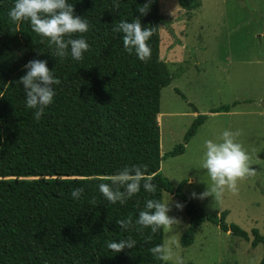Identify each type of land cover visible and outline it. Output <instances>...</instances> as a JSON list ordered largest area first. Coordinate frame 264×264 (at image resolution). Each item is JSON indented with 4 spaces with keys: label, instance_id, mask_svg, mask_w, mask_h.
Returning <instances> with one entry per match:
<instances>
[{
    "label": "trees",
    "instance_id": "obj_1",
    "mask_svg": "<svg viewBox=\"0 0 264 264\" xmlns=\"http://www.w3.org/2000/svg\"><path fill=\"white\" fill-rule=\"evenodd\" d=\"M14 2L0 0V264H167L149 251L164 242V231L152 233L135 223L146 200L164 201L166 191L185 202L190 223L182 235L184 247L194 242L206 220L250 240L247 230L227 222L228 210L206 212L184 193V182L175 186L161 170L164 158L186 151L208 115L198 113L183 142L162 154L161 94L173 76L161 56V29L168 20L160 1L119 0L116 11L113 0H69L89 25L86 33L74 34L90 45L81 60L72 59L70 49L64 58L52 55L54 45L33 32L29 21H12L8 13ZM148 2L147 15L141 16L137 6ZM179 2L187 10L199 6V0ZM135 16L153 29L147 62L134 51L130 54L122 33L113 31L122 18L131 21ZM33 59L46 60L60 80L39 121L36 110L26 107L18 82L28 71L23 65ZM237 104L211 112H229ZM132 165L146 166L156 192L141 187L125 203H109L98 185ZM79 187L84 192L73 199L71 192ZM93 199L96 205L90 203ZM127 217L133 224L123 230L116 220ZM252 234L253 247L264 243L259 229ZM129 237L136 241L134 248L108 250V242Z\"/></svg>",
    "mask_w": 264,
    "mask_h": 264
},
{
    "label": "rangeland",
    "instance_id": "obj_2",
    "mask_svg": "<svg viewBox=\"0 0 264 264\" xmlns=\"http://www.w3.org/2000/svg\"><path fill=\"white\" fill-rule=\"evenodd\" d=\"M159 1L168 20L161 29V56L173 76L161 94L162 154L183 142L198 113L208 115L186 151L164 158L161 170L175 186L184 182V193L206 212L228 210L227 222L238 224L251 235L247 240L206 220L194 242L184 247L181 239L190 223L185 202L166 191L164 201L170 200L171 208L168 214L179 224L170 233L164 232V241H178L174 250L184 264H260L264 243L252 246V230L257 228L264 235V0H199L192 10L183 8L179 0ZM234 101L239 104L229 112H211ZM225 130L240 132L236 141L249 155L255 175L238 179V190L225 189L219 200L214 196L201 199L199 194L212 186L201 166L205 141H219Z\"/></svg>",
    "mask_w": 264,
    "mask_h": 264
},
{
    "label": "clouds",
    "instance_id": "obj_3",
    "mask_svg": "<svg viewBox=\"0 0 264 264\" xmlns=\"http://www.w3.org/2000/svg\"><path fill=\"white\" fill-rule=\"evenodd\" d=\"M150 2L137 6L141 16L147 15ZM113 9L120 8L119 0H113ZM9 18L12 21L27 20L30 22L32 31L49 40L50 46L54 45L52 55L64 58L70 54L74 60L83 59V54L90 48L83 35L74 36L76 33H86L89 30L88 22L74 12V5L69 0H15L9 10ZM114 32L122 33L124 48L131 54L133 51L143 62L151 58V48L148 41L153 35V29L145 27L139 16L131 21L121 19L113 28ZM67 37V39H65ZM23 68L28 69L25 75L18 80L23 85L26 107L35 109L34 118L39 121L44 110L53 102L55 95L54 85L60 83L59 78L54 76L52 69L47 66L46 60H29ZM239 131L225 130L219 141H205V152L202 159V168L206 169L212 181V186L207 187L199 194L202 199L214 196L219 200L225 189L236 192L237 180L245 176L255 175V169L251 167L250 157L243 146L236 141ZM146 166H125L115 175L108 178V182L98 185L99 192L109 203H125L126 200L139 193L141 187L148 193H155L156 186L154 177L146 175ZM84 192L83 187L75 188L71 192L73 199L79 200ZM193 197L197 194L192 193ZM169 201L147 199L144 210L138 213L135 223L143 228H150L152 233L163 230L170 233L174 225L179 221L168 213L171 208ZM91 204L96 205L93 199ZM177 208L183 207L177 203ZM116 223L121 229L127 230L132 224V217L117 219ZM148 241L151 240L149 236ZM136 241L131 237L107 243L111 252L119 253L126 247L132 249ZM179 247L176 240H165L149 249L154 258L163 261H173V264H184L183 258L174 250Z\"/></svg>",
    "mask_w": 264,
    "mask_h": 264
}]
</instances>
